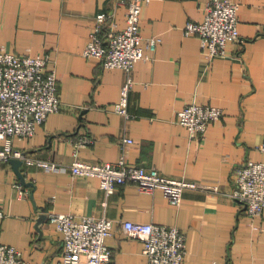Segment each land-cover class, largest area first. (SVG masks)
I'll list each match as a JSON object with an SVG mask.
<instances>
[{
  "label": "crops",
  "instance_id": "0c3cea01",
  "mask_svg": "<svg viewBox=\"0 0 264 264\" xmlns=\"http://www.w3.org/2000/svg\"><path fill=\"white\" fill-rule=\"evenodd\" d=\"M209 1L150 0L145 5L143 43L156 35L158 45L146 47V58L136 64L126 116L114 105L127 72L106 68L86 57L84 49L98 13L109 12L118 28L126 26L127 0H0V52L49 56L62 101L32 137L13 139L14 147L32 159L60 168L22 159L20 169L34 184L25 186L12 163L0 161V209L5 213L0 243L17 247L28 264H58L63 233L50 214L69 213L76 219L113 220L106 238L113 262L147 260L144 242L123 227L131 220L184 231L182 264H264V211L250 216L234 195L238 166L264 160L258 148L264 140V0H234L240 39L213 59L199 34L185 30L188 21L205 18ZM191 103L224 111L205 135L192 136L178 121V112ZM86 136L92 141L77 146ZM121 157L203 186L185 189L175 204L161 189L144 192L132 181L108 195L98 177L70 170L74 160L117 162ZM41 213L49 218L39 225Z\"/></svg>",
  "mask_w": 264,
  "mask_h": 264
},
{
  "label": "built area",
  "instance_id": "2783aa9c",
  "mask_svg": "<svg viewBox=\"0 0 264 264\" xmlns=\"http://www.w3.org/2000/svg\"><path fill=\"white\" fill-rule=\"evenodd\" d=\"M149 2L127 0L126 26L122 29L116 26L111 13H98L84 49L86 57L100 60L106 68H121L127 72L121 98L114 105L116 112L126 116L130 115L129 92L134 85L132 73L136 64L146 58V47L155 50L158 45L156 35L148 37L145 45L143 43L142 14ZM238 10L239 3L234 0H210L202 21L187 22L186 33L199 34L209 59L224 55L228 44L240 39ZM50 61L49 56L0 52V161L20 158L46 169L60 168L53 162L34 160L13 145L14 137H32L38 124L62 108L57 72L54 67L49 68ZM223 114L221 107L191 103L178 112V121L188 127L192 136L205 135L210 123ZM91 141V138L83 137L77 146ZM125 141L132 143L133 139L126 138ZM258 146L264 151V140ZM70 170L73 175L98 177L101 188L108 195L116 191L117 185L132 181L144 192L161 189L175 204L181 201L185 189L203 186L168 177L156 167L131 164L124 157L117 162L74 160ZM236 182L238 189L234 195L244 204L247 213L252 217L261 215L264 211V160L249 159L240 164ZM4 215L0 209V219ZM50 215L63 233V256L58 264H126L112 261V251L106 243V238L112 234L111 218L87 216L76 219L69 213ZM123 227L127 234L144 242L147 260L143 264L183 263L187 244L186 234L180 228L131 220L124 221ZM0 264L28 262L17 247L0 243Z\"/></svg>",
  "mask_w": 264,
  "mask_h": 264
},
{
  "label": "water",
  "instance_id": "95a60500",
  "mask_svg": "<svg viewBox=\"0 0 264 264\" xmlns=\"http://www.w3.org/2000/svg\"><path fill=\"white\" fill-rule=\"evenodd\" d=\"M10 162L12 163L15 171L17 172L18 176L20 177L21 181L23 182V184L25 186L34 185L32 182L26 181L25 174L20 169V166H22V164H23V160L22 159H20V158H12V159H10ZM47 218H49V214L41 213L39 215V217H38L39 225H42ZM50 218H51V215H50ZM41 233H42V231H41Z\"/></svg>",
  "mask_w": 264,
  "mask_h": 264
}]
</instances>
